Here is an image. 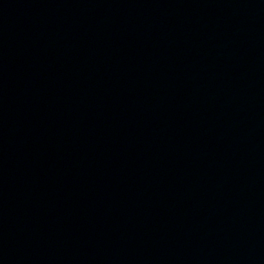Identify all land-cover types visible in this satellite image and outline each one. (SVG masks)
I'll use <instances>...</instances> for the list:
<instances>
[{
	"label": "water",
	"instance_id": "obj_1",
	"mask_svg": "<svg viewBox=\"0 0 264 264\" xmlns=\"http://www.w3.org/2000/svg\"><path fill=\"white\" fill-rule=\"evenodd\" d=\"M0 264H264V0H0Z\"/></svg>",
	"mask_w": 264,
	"mask_h": 264
}]
</instances>
